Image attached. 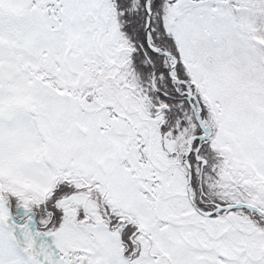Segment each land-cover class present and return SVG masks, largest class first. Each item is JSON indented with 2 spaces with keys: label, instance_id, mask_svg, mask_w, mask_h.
I'll return each mask as SVG.
<instances>
[{
  "label": "snow or ice",
  "instance_id": "6c2138e0",
  "mask_svg": "<svg viewBox=\"0 0 264 264\" xmlns=\"http://www.w3.org/2000/svg\"><path fill=\"white\" fill-rule=\"evenodd\" d=\"M0 264H264V0H0Z\"/></svg>",
  "mask_w": 264,
  "mask_h": 264
}]
</instances>
